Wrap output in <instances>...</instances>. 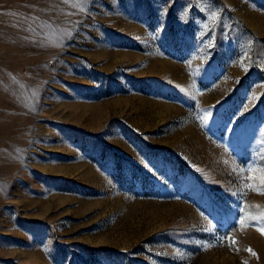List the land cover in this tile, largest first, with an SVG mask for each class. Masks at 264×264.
Here are the masks:
<instances>
[{
    "label": "rangeland",
    "instance_id": "1",
    "mask_svg": "<svg viewBox=\"0 0 264 264\" xmlns=\"http://www.w3.org/2000/svg\"><path fill=\"white\" fill-rule=\"evenodd\" d=\"M260 228L264 0H0V264H264Z\"/></svg>",
    "mask_w": 264,
    "mask_h": 264
},
{
    "label": "snow or ice",
    "instance_id": "2",
    "mask_svg": "<svg viewBox=\"0 0 264 264\" xmlns=\"http://www.w3.org/2000/svg\"><path fill=\"white\" fill-rule=\"evenodd\" d=\"M202 119H204L205 121L207 120V117L205 116V117H202ZM253 219H255V220H260L261 219V217H253ZM262 233H264V228H260L259 229ZM249 251H251V249H249Z\"/></svg>",
    "mask_w": 264,
    "mask_h": 264
}]
</instances>
